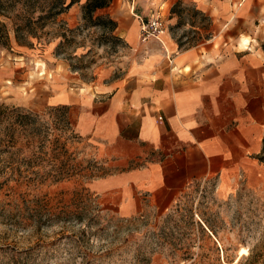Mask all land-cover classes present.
I'll use <instances>...</instances> for the list:
<instances>
[{"label":"rangeland","instance_id":"374dc122","mask_svg":"<svg viewBox=\"0 0 264 264\" xmlns=\"http://www.w3.org/2000/svg\"><path fill=\"white\" fill-rule=\"evenodd\" d=\"M155 3L113 0L97 10L94 16L116 22L112 30L105 18L83 20L76 3L27 45H18L8 26V46L0 45V140L8 146L0 152V264H264V163L226 198L213 181L193 182L169 211L122 218L87 187L112 172L110 160L75 132L64 106L47 104L50 83L120 79L138 54L136 40L144 43L122 33L138 34V16L159 11L168 20L169 3ZM232 5L243 12L212 29L204 12L181 3L172 33L185 47L237 49L249 40L250 49L264 52L263 5L259 14L257 0ZM243 247L248 253L238 257Z\"/></svg>","mask_w":264,"mask_h":264},{"label":"crops","instance_id":"0c3cea01","mask_svg":"<svg viewBox=\"0 0 264 264\" xmlns=\"http://www.w3.org/2000/svg\"><path fill=\"white\" fill-rule=\"evenodd\" d=\"M177 1L193 3L212 29L243 12L233 13L232 0H163L166 30L136 40L138 54L120 79L48 85L47 104L66 107L75 132L110 160L112 172L87 187L122 218L169 211L193 182L213 181L215 194L226 198L264 163V52L250 49L249 40L237 49L185 47L172 33L180 24L170 12ZM138 35L122 33L129 43Z\"/></svg>","mask_w":264,"mask_h":264},{"label":"trees","instance_id":"16d2710c","mask_svg":"<svg viewBox=\"0 0 264 264\" xmlns=\"http://www.w3.org/2000/svg\"><path fill=\"white\" fill-rule=\"evenodd\" d=\"M78 0H0V45L8 46L9 28L14 35V39L18 45H27L30 37L36 36L38 30H42L47 22L55 19V17ZM113 0H85L81 4V17L85 21L92 24H101L99 21L103 18L107 20L108 29L112 30L116 26V22L107 15L94 16L95 12L110 5ZM181 3L177 1L170 9L171 13L180 16L176 8ZM180 12V11H178ZM195 15L202 14L198 10H194ZM66 109L67 113V108ZM4 141L0 140V152L5 151ZM264 154V140L262 146ZM264 161V155L260 157Z\"/></svg>","mask_w":264,"mask_h":264},{"label":"built area","instance_id":"2783aa9c","mask_svg":"<svg viewBox=\"0 0 264 264\" xmlns=\"http://www.w3.org/2000/svg\"><path fill=\"white\" fill-rule=\"evenodd\" d=\"M131 8L134 9L133 6ZM138 18L141 21L139 23V39L142 42L151 37H157L166 30V23L159 11L151 13L144 21L141 16H138Z\"/></svg>","mask_w":264,"mask_h":264},{"label":"bare ground","instance_id":"6f19581e","mask_svg":"<svg viewBox=\"0 0 264 264\" xmlns=\"http://www.w3.org/2000/svg\"><path fill=\"white\" fill-rule=\"evenodd\" d=\"M248 252H247V249L246 248H240L239 250H238V257H240V256H242V255H245V254H247Z\"/></svg>","mask_w":264,"mask_h":264}]
</instances>
